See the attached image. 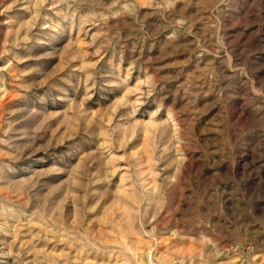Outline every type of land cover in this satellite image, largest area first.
<instances>
[{"label":"rangeland","instance_id":"374dc122","mask_svg":"<svg viewBox=\"0 0 264 264\" xmlns=\"http://www.w3.org/2000/svg\"><path fill=\"white\" fill-rule=\"evenodd\" d=\"M0 264H264V0H0Z\"/></svg>","mask_w":264,"mask_h":264}]
</instances>
